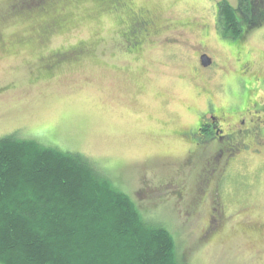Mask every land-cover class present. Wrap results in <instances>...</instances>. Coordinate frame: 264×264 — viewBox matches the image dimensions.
Segmentation results:
<instances>
[{
    "label": "rangeland",
    "instance_id": "374dc122",
    "mask_svg": "<svg viewBox=\"0 0 264 264\" xmlns=\"http://www.w3.org/2000/svg\"><path fill=\"white\" fill-rule=\"evenodd\" d=\"M8 1L0 0V138L14 135L90 158L150 222L170 230L188 264H264V158L238 157L239 148L231 147L226 154L237 153L238 160L222 185V207L191 209L203 191L204 159L190 157L196 145L179 133L206 108L203 90L216 105L234 103L233 92L246 97L240 83L228 93L221 72L247 73L243 45L264 70V20L247 30L241 46L218 33L221 0H134L165 26L136 56L116 40L130 22L105 10L95 14L101 3L86 0L75 9L72 0H53L64 7L67 29L44 46L27 47L28 36L43 42L36 31L53 13L7 15ZM226 1L235 6L237 0ZM82 42L97 48L89 56L70 52L78 59L55 70L38 58ZM205 51L211 66L196 77L191 68ZM251 88L250 99L260 102L264 90Z\"/></svg>",
    "mask_w": 264,
    "mask_h": 264
},
{
    "label": "trees",
    "instance_id": "16d2710c",
    "mask_svg": "<svg viewBox=\"0 0 264 264\" xmlns=\"http://www.w3.org/2000/svg\"><path fill=\"white\" fill-rule=\"evenodd\" d=\"M85 1L71 2L77 9ZM52 2L26 0L16 4V11L5 10L7 15L20 16L53 13L36 31L43 42L28 36V47H35V42L44 46L57 30L68 27L61 1L55 6ZM119 2L108 0V5ZM105 6L106 0L95 14ZM216 12L218 33L239 40L249 28L263 23L264 0H237L235 6L221 0ZM94 15L88 18L93 21ZM93 43L38 58L51 70L72 52L84 49L85 53V44L89 50L97 48ZM243 86L246 97L251 87L263 90L253 81ZM177 247L170 230L150 222L90 158L14 135L0 138V264H188Z\"/></svg>",
    "mask_w": 264,
    "mask_h": 264
},
{
    "label": "flooded vegetation",
    "instance_id": "af4514ba",
    "mask_svg": "<svg viewBox=\"0 0 264 264\" xmlns=\"http://www.w3.org/2000/svg\"><path fill=\"white\" fill-rule=\"evenodd\" d=\"M93 1L102 3L104 0ZM24 2L22 0L8 1L10 10L16 11V4L23 5ZM106 2L107 8L106 6L103 8L106 12L120 14L123 16V18H119L120 21L124 19L126 22H130L128 32L125 35H118L116 40L118 42L123 41V48L131 54L139 55L142 51L141 47L146 44V41L153 38V34H158L159 30L165 27L159 24V19L149 9L136 5L134 0H120L119 3H113L112 5H108V0ZM133 28L134 30L132 31ZM66 29L64 28L63 31ZM128 41L133 42V44L127 45L126 42ZM238 41L242 46L243 40L239 39ZM0 49H3V47L0 46ZM243 50L244 56L241 63L243 66H247V73L244 75L243 72H240L238 75H231L230 71L226 73L221 72L228 79L225 83L227 85L224 87L230 94L231 91H234L232 89L233 86H236L238 83L245 85L251 81L257 82L258 86H261L264 90V70L262 71L261 68L257 69L254 66L253 60L248 53L249 50H245L244 45ZM85 51L86 56H89L92 52L86 44ZM78 54L84 56V49H80ZM204 54L209 56L206 51L204 53H197L196 70L191 68L196 77L197 74L199 75V73L209 70L211 66L203 67L201 65L200 56ZM73 59L77 60L78 58H68L71 61ZM237 59L239 61L240 57ZM68 60H64V62ZM60 64L61 61L56 63L51 70H55ZM201 96H206V108L202 111L199 110L200 113L196 118L195 126L192 128L185 127L179 132L181 137L190 138L191 143L196 145L194 154H191L190 157L197 160L204 159L202 162L204 170L200 178L202 185L204 184L203 191L198 193V200L188 206L191 209H199L200 206L205 204L211 210L213 208L218 210L217 205L221 208L224 203L222 187L227 183L226 175L233 167L232 165L238 160V157L245 156L250 152L260 158H264V92L260 102L250 99L251 92H249L247 97L238 96L236 92H233L228 97L234 103H228L227 105L214 104L210 100V92L208 90H203ZM190 110L193 111L192 108ZM195 112L198 111L195 110ZM231 147L239 148L238 157H236L237 153L226 154L227 152H231ZM204 171L210 172V175H205ZM261 226L264 229V222H262ZM254 228V221L249 222L247 229L252 230Z\"/></svg>",
    "mask_w": 264,
    "mask_h": 264
},
{
    "label": "water",
    "instance_id": "95a60500",
    "mask_svg": "<svg viewBox=\"0 0 264 264\" xmlns=\"http://www.w3.org/2000/svg\"><path fill=\"white\" fill-rule=\"evenodd\" d=\"M211 62H212L211 58L208 57L206 54H204L203 56H201V65L203 67L210 65Z\"/></svg>",
    "mask_w": 264,
    "mask_h": 264
},
{
    "label": "bare ground",
    "instance_id": "6f19581e",
    "mask_svg": "<svg viewBox=\"0 0 264 264\" xmlns=\"http://www.w3.org/2000/svg\"><path fill=\"white\" fill-rule=\"evenodd\" d=\"M179 124V123H178Z\"/></svg>",
    "mask_w": 264,
    "mask_h": 264
}]
</instances>
